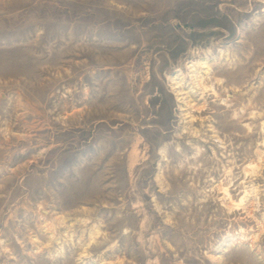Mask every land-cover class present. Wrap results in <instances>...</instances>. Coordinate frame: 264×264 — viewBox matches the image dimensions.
<instances>
[{
  "label": "rangeland",
  "instance_id": "rangeland-1",
  "mask_svg": "<svg viewBox=\"0 0 264 264\" xmlns=\"http://www.w3.org/2000/svg\"><path fill=\"white\" fill-rule=\"evenodd\" d=\"M0 264H264V0H0Z\"/></svg>",
  "mask_w": 264,
  "mask_h": 264
},
{
  "label": "bare ground",
  "instance_id": "bare-ground-1",
  "mask_svg": "<svg viewBox=\"0 0 264 264\" xmlns=\"http://www.w3.org/2000/svg\"><path fill=\"white\" fill-rule=\"evenodd\" d=\"M199 64L202 66V69H206V70L200 71L199 68H195L191 70V72L193 73L190 76L193 81L192 85L191 84L187 85L188 83L187 84L183 83V79H181L180 81L175 82V86H174V89L177 92L178 98L180 100H184L183 102H185L186 106L189 105V107H191L190 105H192V107H196V104H192L193 102L189 100V98H191V96L194 94L203 95L207 93L208 91L213 90V95L215 96L218 95V92L216 91V89H213L211 86L206 85L207 80H211V82L214 81V78L212 76L213 72L207 66H205L204 62H200ZM195 65L197 67L198 64H194L191 67L194 68ZM178 79L179 77H176V80ZM221 81L222 80H220L219 82ZM224 102H226V100H224ZM98 233L99 232H97V234Z\"/></svg>",
  "mask_w": 264,
  "mask_h": 264
}]
</instances>
